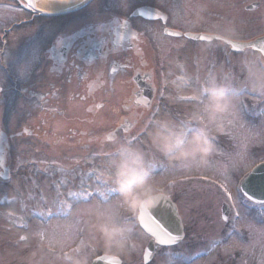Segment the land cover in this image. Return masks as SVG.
Returning a JSON list of instances; mask_svg holds the SVG:
<instances>
[{
	"label": "flooded vegetation",
	"instance_id": "flooded-vegetation-1",
	"mask_svg": "<svg viewBox=\"0 0 264 264\" xmlns=\"http://www.w3.org/2000/svg\"><path fill=\"white\" fill-rule=\"evenodd\" d=\"M226 1L89 0L77 10L48 16L31 10L24 0H0V151L9 175L0 179V193L3 187L10 191V180L17 172L33 174L32 187L54 191L51 196L57 199L48 209L32 212L33 219L39 215L43 223L62 220L79 203L103 196L100 189H73L64 202L58 201L57 186L71 172L84 185L89 183L92 168L103 158L102 140L116 135L140 143L147 138L137 115L147 119L167 114L182 120L179 117L189 105L178 91L187 89L183 80L193 78L188 66L196 58L222 57L216 47L197 51L195 41H205L184 33L203 32L204 26L218 22L230 29L236 26V6ZM257 1V8L246 9ZM262 6L264 0H247L241 10L252 13ZM140 8L158 13L154 17L135 14ZM176 9L184 11L183 18H175ZM51 20L57 23L56 31L45 41L39 32ZM70 102L80 107L79 113L67 107ZM7 202L5 195L0 196V207ZM9 219L7 214L0 223V264H45L14 257L15 244L9 237L14 225ZM182 224L183 238L173 246L155 245L149 263L155 255L178 257L176 247L186 239H202L191 231L194 227L188 231ZM42 232L47 234L45 226ZM100 254L104 253L96 256ZM138 263L142 264L141 258Z\"/></svg>",
	"mask_w": 264,
	"mask_h": 264
},
{
	"label": "clouds",
	"instance_id": "clouds-1",
	"mask_svg": "<svg viewBox=\"0 0 264 264\" xmlns=\"http://www.w3.org/2000/svg\"><path fill=\"white\" fill-rule=\"evenodd\" d=\"M225 35L232 38L227 30ZM240 71L243 79L230 71L204 72L194 81L189 77L183 82L185 94L194 99L180 121L167 114L147 119L137 115L138 122L143 120L140 130L147 136V148L127 136L102 140L100 191L113 195L83 201L64 219L49 222L44 247L56 255H43L45 264H93L97 252L125 259L139 255L145 240L139 224L142 212L156 209L180 176L223 172L225 164L215 159L218 136L244 127L239 109L250 94L264 100V56L244 58ZM161 164L169 171L160 173Z\"/></svg>",
	"mask_w": 264,
	"mask_h": 264
},
{
	"label": "rangeland",
	"instance_id": "rangeland-1",
	"mask_svg": "<svg viewBox=\"0 0 264 264\" xmlns=\"http://www.w3.org/2000/svg\"><path fill=\"white\" fill-rule=\"evenodd\" d=\"M245 1L247 0L226 1V4H235L236 6L235 9L237 11L235 12L238 17L237 19L235 17V20L238 21L236 26H232L230 29L223 22H218L217 24L204 26L203 32L226 37L225 31L227 30L232 34V39L244 40L264 30V6L252 13L244 12L241 10V5ZM184 15L182 9H176L175 18H183ZM56 25L57 23L54 20H51L48 24L44 23L43 29L39 32L42 39L48 41L54 35ZM191 30L197 29L191 27ZM195 42L198 45L197 51L216 47L221 51L222 57L208 58L206 61V57L203 59L196 58L193 62L194 65L191 63L188 66L190 67L188 71L193 76V81L197 74H203L208 71H230L239 79H243L240 71L241 61L249 56H260L250 48H246L241 52H230L219 40H210L204 43ZM191 55H188V57ZM183 82L185 81L183 80ZM187 90L178 91L179 97L184 101L186 99L189 105L186 112L179 117L182 119L190 110L191 102L194 99L192 96L185 94ZM170 94L171 92H168L167 97ZM60 103L66 105L61 99ZM67 107H72L73 113L80 112V107L75 104L72 105L71 102ZM239 111L240 121L244 127L237 129L234 134L222 133L216 140L217 156L215 159L223 162L226 169L217 174L208 172L192 176H180L168 195L177 205L181 220L187 226L188 231L189 227H194L191 231L195 230L196 236H202V239L197 242L193 241L192 238L186 239L176 247L180 252L178 257L155 255L153 262L150 264H162V261L165 260L167 264H201V262H204V264H264V234H261V230H264V205L248 202L239 193L237 187L240 179L252 165L256 162L264 161V100L257 101L250 94L241 103ZM49 114L53 113H45V115ZM140 141L147 148V138H143ZM100 163L98 161L92 168L93 170H91L88 177L90 181L86 185L73 172L68 177H62L57 186V192L61 195L58 201L64 202L66 195L73 189L84 191L83 188H89L97 191L104 187L97 171ZM158 171L166 173L169 169L164 164H161ZM27 172L21 171L20 175L17 172L11 178L10 191L6 187L2 188L3 191L0 196L5 195L8 202L0 207V223L3 219L5 220L7 214L10 215L8 221H10L11 226L14 225V230L11 231V234L9 233V237L13 239L15 244L14 257L25 258L38 263V261L42 260L43 255L47 254L48 258L51 259L56 253L51 247H44L47 234L44 235L42 231L44 226L46 228L50 221L41 222L39 215L35 220L32 212L36 211L38 214L40 213L38 210L41 208L42 210H44L43 208L48 209L57 199H53L51 196L54 191H51V193L47 189L37 191L32 187L35 183L32 179L34 177L33 174ZM84 176L87 177L86 173ZM222 201L229 206L228 218L224 223L219 218L220 203ZM41 216L44 217V214L41 213ZM201 244H204L203 247L206 252L200 257L192 259L191 254L194 252L196 254L198 250L195 249L199 248ZM142 249L139 255L133 253L128 259L120 257L122 263L135 264L136 260H139L141 256Z\"/></svg>",
	"mask_w": 264,
	"mask_h": 264
},
{
	"label": "water",
	"instance_id": "water-1",
	"mask_svg": "<svg viewBox=\"0 0 264 264\" xmlns=\"http://www.w3.org/2000/svg\"><path fill=\"white\" fill-rule=\"evenodd\" d=\"M28 8L43 15H57L77 10L86 4L89 0H79V3L72 2L66 4L58 10H45L36 7L37 2L42 6L46 4L44 0H24ZM258 3L248 6L249 9L257 7ZM135 14L154 17L158 12L147 8L137 9ZM174 35H179V32L171 31ZM185 36L192 39L211 40L219 39L230 46L231 50L242 51L245 48H250L264 56V34L246 41H236L221 37L214 34L206 33H184ZM3 154L0 151V177L8 178V169L2 165ZM240 192L250 201L256 203H264V162L258 163L241 179L239 183ZM228 207L225 203L221 204V218L226 219ZM140 228L151 238L143 249V262H147L151 257L154 242L159 245H171L178 242L182 238V225L177 214L175 205L169 198H164L161 203L151 213L148 211L142 212L139 217ZM93 264H121L117 257L110 255L97 256Z\"/></svg>",
	"mask_w": 264,
	"mask_h": 264
},
{
	"label": "bare ground",
	"instance_id": "bare-ground-1",
	"mask_svg": "<svg viewBox=\"0 0 264 264\" xmlns=\"http://www.w3.org/2000/svg\"><path fill=\"white\" fill-rule=\"evenodd\" d=\"M75 1L76 0H69L68 3H72ZM44 2L46 3L44 4L45 6H42L41 4L37 2L36 7L42 8L45 10H58L60 8H63L66 4H68V3L63 2V0H44Z\"/></svg>",
	"mask_w": 264,
	"mask_h": 264
},
{
	"label": "snow or ice",
	"instance_id": "snow-or-ice-1",
	"mask_svg": "<svg viewBox=\"0 0 264 264\" xmlns=\"http://www.w3.org/2000/svg\"><path fill=\"white\" fill-rule=\"evenodd\" d=\"M103 195H104V193H103Z\"/></svg>",
	"mask_w": 264,
	"mask_h": 264
}]
</instances>
